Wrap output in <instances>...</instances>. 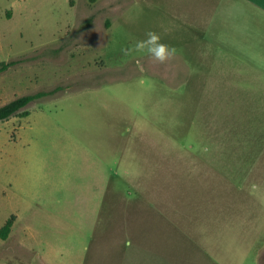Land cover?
<instances>
[{
    "label": "rangeland",
    "instance_id": "obj_1",
    "mask_svg": "<svg viewBox=\"0 0 264 264\" xmlns=\"http://www.w3.org/2000/svg\"><path fill=\"white\" fill-rule=\"evenodd\" d=\"M199 9L0 0V106L58 88L0 121L1 263L264 264V81L176 91L123 52L148 30L177 45Z\"/></svg>",
    "mask_w": 264,
    "mask_h": 264
},
{
    "label": "crops",
    "instance_id": "obj_2",
    "mask_svg": "<svg viewBox=\"0 0 264 264\" xmlns=\"http://www.w3.org/2000/svg\"><path fill=\"white\" fill-rule=\"evenodd\" d=\"M196 2L200 9L199 16L190 20L194 26L185 31L186 36L175 41L177 45L171 44L177 49L175 58L164 65L162 72L152 71L156 68L150 60L146 63L147 69L157 76L161 74L176 91L187 86L188 77L192 76L197 77L200 86L220 87L229 93L261 89L264 81V0ZM237 46H247V52L245 49L236 51ZM221 48L226 52L223 55ZM230 50L234 54L227 52Z\"/></svg>",
    "mask_w": 264,
    "mask_h": 264
},
{
    "label": "trees",
    "instance_id": "obj_3",
    "mask_svg": "<svg viewBox=\"0 0 264 264\" xmlns=\"http://www.w3.org/2000/svg\"><path fill=\"white\" fill-rule=\"evenodd\" d=\"M17 61L0 62V73L7 71L12 66L16 65ZM58 88L50 91H39L35 94H27L18 97L2 106H0V121H5L11 117H27L30 112L27 110L28 105L43 97L55 94ZM15 216L12 215L5 224L0 228V238L6 240L12 231Z\"/></svg>",
    "mask_w": 264,
    "mask_h": 264
},
{
    "label": "clouds",
    "instance_id": "obj_4",
    "mask_svg": "<svg viewBox=\"0 0 264 264\" xmlns=\"http://www.w3.org/2000/svg\"><path fill=\"white\" fill-rule=\"evenodd\" d=\"M123 52L124 55L146 54L151 62L166 65L175 58L177 49L164 43L159 33L148 30L143 39L137 40Z\"/></svg>",
    "mask_w": 264,
    "mask_h": 264
}]
</instances>
